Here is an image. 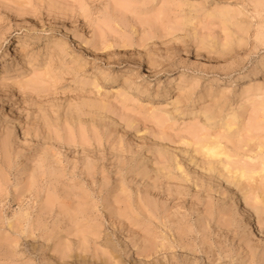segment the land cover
<instances>
[{"label":"rangeland","instance_id":"rangeland-1","mask_svg":"<svg viewBox=\"0 0 264 264\" xmlns=\"http://www.w3.org/2000/svg\"><path fill=\"white\" fill-rule=\"evenodd\" d=\"M241 2L0 0V264H264V0ZM116 44L140 61L93 84Z\"/></svg>","mask_w":264,"mask_h":264},{"label":"bare ground","instance_id":"bare-ground-1","mask_svg":"<svg viewBox=\"0 0 264 264\" xmlns=\"http://www.w3.org/2000/svg\"><path fill=\"white\" fill-rule=\"evenodd\" d=\"M243 4H246V0H242ZM228 5L230 3H227ZM230 6L238 7L237 4H230ZM228 9L224 10L221 14L224 16L227 15ZM197 56V54H195ZM122 61L128 62H139L140 58L136 54L135 51H132L128 48L127 44H116V45H109V47L105 51V62L100 68L97 70V74L93 76V84L97 85L104 80H108L114 73L115 67L121 63ZM261 66L264 69V61L262 58H249L244 61L242 64L241 72L247 70L251 71L253 69H257ZM223 74H234V70H223ZM229 90L232 89L231 86H228ZM240 215L243 217L250 218L249 221H252L253 218L251 217L250 207L247 204H244L241 207ZM263 234V232H261Z\"/></svg>","mask_w":264,"mask_h":264}]
</instances>
